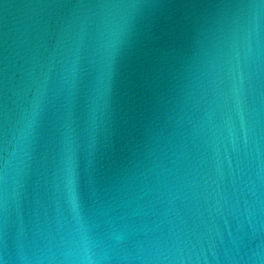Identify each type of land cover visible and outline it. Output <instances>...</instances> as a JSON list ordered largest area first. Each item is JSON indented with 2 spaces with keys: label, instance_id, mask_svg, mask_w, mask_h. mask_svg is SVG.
Returning a JSON list of instances; mask_svg holds the SVG:
<instances>
[{
  "label": "water",
  "instance_id": "1",
  "mask_svg": "<svg viewBox=\"0 0 264 264\" xmlns=\"http://www.w3.org/2000/svg\"><path fill=\"white\" fill-rule=\"evenodd\" d=\"M0 264H264V0H0Z\"/></svg>",
  "mask_w": 264,
  "mask_h": 264
}]
</instances>
